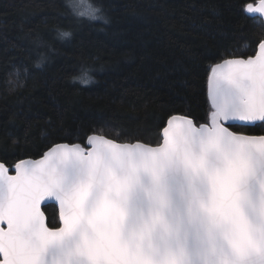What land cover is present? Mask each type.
Instances as JSON below:
<instances>
[{"label":"snow or ice","instance_id":"obj_1","mask_svg":"<svg viewBox=\"0 0 264 264\" xmlns=\"http://www.w3.org/2000/svg\"><path fill=\"white\" fill-rule=\"evenodd\" d=\"M210 7L264 27V0ZM89 15L110 23L103 7ZM18 39L25 54L52 47L34 30ZM210 59L204 115L173 110L154 138L81 123L45 130L33 153L30 123L22 134L0 123V264H264V35ZM30 74L17 70L12 91Z\"/></svg>","mask_w":264,"mask_h":264},{"label":"trees","instance_id":"obj_2","mask_svg":"<svg viewBox=\"0 0 264 264\" xmlns=\"http://www.w3.org/2000/svg\"><path fill=\"white\" fill-rule=\"evenodd\" d=\"M74 1L10 0L0 11V123L8 122L16 134L30 123L33 153L45 151V130L51 139L61 126L103 122L114 131L154 138L156 125L173 110L190 108L203 116L210 57L264 35V27L238 8L215 17L211 0H198L196 11L191 0H89L85 10H76ZM97 7L109 24L90 18ZM33 30L52 47L22 52L20 45L28 44L18 36ZM58 31L72 35L60 40ZM41 55L47 60L37 68ZM25 66L27 86L13 92L9 81L17 70L22 79ZM14 112L22 115L10 121Z\"/></svg>","mask_w":264,"mask_h":264},{"label":"rangeland","instance_id":"obj_3","mask_svg":"<svg viewBox=\"0 0 264 264\" xmlns=\"http://www.w3.org/2000/svg\"><path fill=\"white\" fill-rule=\"evenodd\" d=\"M74 8L76 10H79V9L85 10L86 8L90 9L91 8V2L89 0H75L74 1Z\"/></svg>","mask_w":264,"mask_h":264},{"label":"water","instance_id":"obj_4","mask_svg":"<svg viewBox=\"0 0 264 264\" xmlns=\"http://www.w3.org/2000/svg\"><path fill=\"white\" fill-rule=\"evenodd\" d=\"M37 158H40V157H37Z\"/></svg>","mask_w":264,"mask_h":264}]
</instances>
